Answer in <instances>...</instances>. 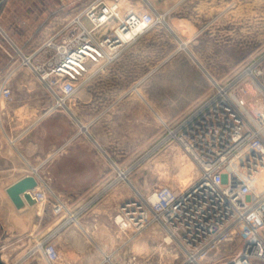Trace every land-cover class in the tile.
<instances>
[{"label": "rangeland", "instance_id": "rangeland-1", "mask_svg": "<svg viewBox=\"0 0 264 264\" xmlns=\"http://www.w3.org/2000/svg\"><path fill=\"white\" fill-rule=\"evenodd\" d=\"M63 1L62 9L72 7L76 16L90 0H83L84 6ZM120 7L121 16L152 13V27L126 43L114 60L92 66L64 104L47 87L54 108L73 116L62 141L90 143L107 167L100 181H40L46 199L34 204L71 207L74 220L79 205L93 195L97 203L115 207L132 197H147L158 186L181 190L189 185L199 170L171 133L218 89L244 100L251 116L264 114V0H121ZM117 25L116 19L103 30L112 32ZM255 184L258 191L264 189V183ZM47 233L30 240L24 264H75L67 262V250ZM131 235L121 231L118 258L106 250L105 257L120 264H131L132 256L136 264H178L182 259L179 247L166 242L157 224L132 240ZM44 240L57 246V262L49 263L38 247ZM238 245L229 242L225 248Z\"/></svg>", "mask_w": 264, "mask_h": 264}, {"label": "built area", "instance_id": "built-area-1", "mask_svg": "<svg viewBox=\"0 0 264 264\" xmlns=\"http://www.w3.org/2000/svg\"><path fill=\"white\" fill-rule=\"evenodd\" d=\"M120 2L90 0L80 14L55 26L22 58V65L36 73L59 105L89 76L92 66L114 60L126 43L152 27L150 12L130 11L120 17ZM116 19L117 27L108 32ZM1 97H12L7 82L0 84ZM256 121L264 123V114L251 116L244 100L218 89L171 133L196 163L198 176L181 190L158 186L147 197L122 202L115 216L120 230L131 232L132 240L157 224L166 242L179 247L178 264H264V189L253 185L264 164V136ZM30 193L37 202L46 199L40 187ZM234 241L239 243L235 250L225 248ZM38 247L49 263L61 257L50 240ZM136 259L132 256L131 264ZM102 264L120 263L106 256Z\"/></svg>", "mask_w": 264, "mask_h": 264}, {"label": "crops", "instance_id": "crops-1", "mask_svg": "<svg viewBox=\"0 0 264 264\" xmlns=\"http://www.w3.org/2000/svg\"><path fill=\"white\" fill-rule=\"evenodd\" d=\"M63 4V0H0V84L7 82L12 89L10 99L0 98V255L8 264L26 263L30 240L47 232L67 250V262L75 264H98L106 251L118 258L122 246L114 220L121 201L115 207L105 206L93 195L79 205L74 220L71 207L64 210L53 202L40 207L25 201L18 208L7 193L10 185L27 175H34L40 187L45 178L94 182L106 174L105 161L90 143L62 141L73 116L54 108L47 86L22 65L24 55L31 54L59 22L73 16L74 9H62Z\"/></svg>", "mask_w": 264, "mask_h": 264}, {"label": "water", "instance_id": "water-1", "mask_svg": "<svg viewBox=\"0 0 264 264\" xmlns=\"http://www.w3.org/2000/svg\"><path fill=\"white\" fill-rule=\"evenodd\" d=\"M39 181L34 175H27L16 181L7 188V193L18 208L25 206V201L34 204L36 201L32 197L30 190L38 185ZM0 264H8L2 260L0 255Z\"/></svg>", "mask_w": 264, "mask_h": 264}, {"label": "bare ground", "instance_id": "bare-ground-1", "mask_svg": "<svg viewBox=\"0 0 264 264\" xmlns=\"http://www.w3.org/2000/svg\"><path fill=\"white\" fill-rule=\"evenodd\" d=\"M123 10V9H122ZM120 12H121V7H120V10H119V15H120ZM134 12V11H133ZM120 17H122L121 15H120ZM257 123H258V125H259V129L260 130H262L263 129V127H264V123H262V122H260V121H256ZM263 131V130H262ZM180 160V159H179ZM184 160V159H183ZM193 161V160H192ZM182 162V161H181ZM185 162H186V160H185ZM188 163V162H187ZM195 163V162H194ZM191 165V164H190ZM190 165H188L187 167H185V171H189L190 170ZM191 166H193V165H191ZM195 166V165H194ZM191 173V172H190ZM189 173V174H190ZM123 176L125 177L126 175L124 174V172H123ZM183 180L184 179H180L179 180V182L182 184V182H183ZM256 181H258L260 184H263L264 183V164L259 168V172L255 175V181H254V183H253V185L257 188V186H256V184H255V182ZM38 185H39V183H38ZM38 185L35 187V188H37L38 187ZM34 188V189H35ZM33 190V189H32ZM32 190H30V192L32 191ZM33 197V196H32ZM33 252V251H32Z\"/></svg>", "mask_w": 264, "mask_h": 264}]
</instances>
